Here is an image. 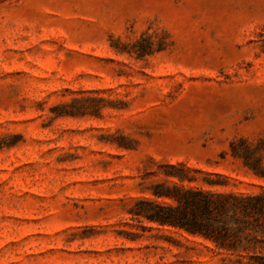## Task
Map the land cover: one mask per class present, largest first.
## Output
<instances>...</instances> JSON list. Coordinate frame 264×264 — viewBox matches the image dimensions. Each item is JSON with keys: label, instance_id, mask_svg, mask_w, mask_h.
<instances>
[{"label": "rangeland", "instance_id": "rangeland-1", "mask_svg": "<svg viewBox=\"0 0 264 264\" xmlns=\"http://www.w3.org/2000/svg\"><path fill=\"white\" fill-rule=\"evenodd\" d=\"M238 138L264 167V0H0V264H220L129 210L170 165L257 191Z\"/></svg>", "mask_w": 264, "mask_h": 264}, {"label": "trees", "instance_id": "trees-1", "mask_svg": "<svg viewBox=\"0 0 264 264\" xmlns=\"http://www.w3.org/2000/svg\"><path fill=\"white\" fill-rule=\"evenodd\" d=\"M144 39L133 42L128 51L141 57L160 49H152ZM229 152L254 174L264 176L262 153L253 143L245 138L231 140ZM169 167L178 170L167 173L178 181L155 182L152 198L137 199L129 210L130 218L201 238L223 253L220 264H264V186L257 191L212 188L225 186L220 175L202 177L208 187L191 185L196 177L180 167Z\"/></svg>", "mask_w": 264, "mask_h": 264}]
</instances>
